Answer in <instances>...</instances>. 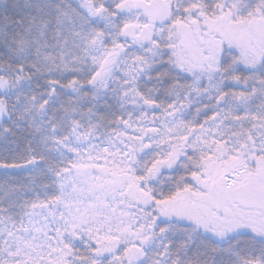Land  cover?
Listing matches in <instances>:
<instances>
[{"label":"snow or ice","instance_id":"6c2138e0","mask_svg":"<svg viewBox=\"0 0 264 264\" xmlns=\"http://www.w3.org/2000/svg\"><path fill=\"white\" fill-rule=\"evenodd\" d=\"M0 264H264V0H0Z\"/></svg>","mask_w":264,"mask_h":264}]
</instances>
